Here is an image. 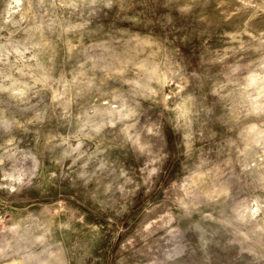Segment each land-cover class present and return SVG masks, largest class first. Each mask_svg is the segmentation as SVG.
<instances>
[{"label":"rangeland","instance_id":"374dc122","mask_svg":"<svg viewBox=\"0 0 264 264\" xmlns=\"http://www.w3.org/2000/svg\"><path fill=\"white\" fill-rule=\"evenodd\" d=\"M0 264H264V0H0Z\"/></svg>","mask_w":264,"mask_h":264}]
</instances>
